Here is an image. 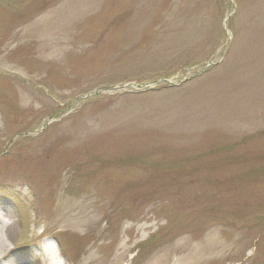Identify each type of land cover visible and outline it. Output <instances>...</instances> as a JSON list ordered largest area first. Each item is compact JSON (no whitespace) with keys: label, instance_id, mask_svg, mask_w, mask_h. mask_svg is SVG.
Segmentation results:
<instances>
[{"label":"rangeland","instance_id":"rangeland-1","mask_svg":"<svg viewBox=\"0 0 264 264\" xmlns=\"http://www.w3.org/2000/svg\"><path fill=\"white\" fill-rule=\"evenodd\" d=\"M0 212V264H264V0H0Z\"/></svg>","mask_w":264,"mask_h":264},{"label":"bare ground","instance_id":"bare-ground-1","mask_svg":"<svg viewBox=\"0 0 264 264\" xmlns=\"http://www.w3.org/2000/svg\"><path fill=\"white\" fill-rule=\"evenodd\" d=\"M9 215L0 212V257L7 251L9 239L5 230L6 223H8ZM11 246V245H10ZM48 264H63V262L54 254L49 252Z\"/></svg>","mask_w":264,"mask_h":264}]
</instances>
